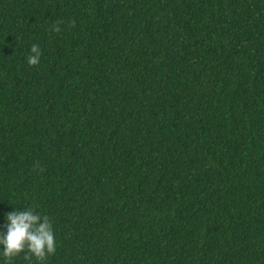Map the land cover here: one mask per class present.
<instances>
[{
	"label": "trees",
	"instance_id": "trees-1",
	"mask_svg": "<svg viewBox=\"0 0 264 264\" xmlns=\"http://www.w3.org/2000/svg\"><path fill=\"white\" fill-rule=\"evenodd\" d=\"M26 206L42 264H264V0H0V223Z\"/></svg>",
	"mask_w": 264,
	"mask_h": 264
},
{
	"label": "clouds",
	"instance_id": "clouds-1",
	"mask_svg": "<svg viewBox=\"0 0 264 264\" xmlns=\"http://www.w3.org/2000/svg\"><path fill=\"white\" fill-rule=\"evenodd\" d=\"M40 57V46L32 43L25 57L26 63L35 66L39 64ZM56 247L52 222L46 214H41L32 206L23 210L13 208L3 214V223H0V264H9L22 252L26 260L31 257L37 264H42L47 256L55 253Z\"/></svg>",
	"mask_w": 264,
	"mask_h": 264
}]
</instances>
